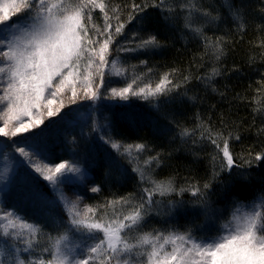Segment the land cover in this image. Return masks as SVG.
Returning a JSON list of instances; mask_svg holds the SVG:
<instances>
[{
	"label": "trees",
	"instance_id": "16d2710c",
	"mask_svg": "<svg viewBox=\"0 0 264 264\" xmlns=\"http://www.w3.org/2000/svg\"><path fill=\"white\" fill-rule=\"evenodd\" d=\"M103 2L109 18L118 17V21L111 19L113 28L110 31H114L118 22L125 23L123 33L109 45L106 86L95 100L83 98L80 91V99L75 104L71 103L68 90L62 96L65 106L60 114L43 118L44 123L33 132L0 138V162L5 160L15 168L0 209L22 210L26 221L41 229L33 239L43 246L48 245L50 236H67L71 217L64 199H58V193H53L49 182L35 171L32 162L49 167L68 162L82 172L87 171L86 180L75 176L60 185L64 197L77 202L76 211L81 218L89 207L96 215L88 213L92 219L87 222H98V217L106 221L117 216L122 218L140 202L144 188L152 185L147 180L141 182L126 155L118 157L122 167L108 168L109 154L117 156V153L100 137L111 136L125 146L145 144V150L136 154L140 166L155 181L170 180L174 189L168 195L155 194L154 200L159 203L151 206L142 232L131 235H142L154 229L165 235L168 232L183 234L190 229L193 237H201L203 234L198 233V227L203 219L200 210L192 208L201 205L194 203L196 198L190 192L181 193V188L189 184L202 188L204 183L211 181L206 190L210 214L214 217L219 207L226 204L228 209L222 219L228 218L238 205H249L264 197V160L254 159L264 150V0H229L231 7L225 0H165L163 7H170L171 13L153 6L160 0ZM133 5L144 10L137 13ZM203 11L210 15L204 16ZM130 15L135 19L129 20ZM189 18L190 23L187 22ZM92 20L103 30L104 13L100 9ZM93 32L89 27L90 36ZM149 34L157 37L161 47L151 51H118L134 48L140 38H147ZM96 39L102 41L103 38L97 36ZM217 49L222 52L219 58ZM213 68L220 74L212 76ZM165 73L173 84L180 85L168 96L152 100L109 98L113 87H126L137 77L140 87L145 84L154 87ZM95 82L99 83V78ZM24 119L27 121V117ZM184 130L188 135L181 134ZM209 134L218 139L221 147L220 138H229L235 163L242 167H234L231 174L221 171L220 161H213L218 149L208 138ZM18 147H24L28 155L22 156ZM157 155L158 165L155 162L144 164ZM219 156L222 159V153ZM248 160L253 161L251 165L246 163ZM214 171L220 172L215 179ZM92 184L100 191L91 192ZM27 197L44 198L40 203L46 206V212L54 221L28 215V208L33 211L28 203L14 204L15 200L21 202ZM129 197L132 198L130 204L115 203ZM109 202L113 203L109 205ZM173 203L179 205L181 211L176 208L178 211H173L172 218H167L163 209L173 208ZM76 230L83 233L82 246L93 242L87 240L86 230ZM97 235L101 238L102 233ZM39 256L40 250L36 249L35 255L27 251L21 259L36 260ZM41 258L51 259V254L44 253Z\"/></svg>",
	"mask_w": 264,
	"mask_h": 264
},
{
	"label": "snow or ice",
	"instance_id": "6c2138e0",
	"mask_svg": "<svg viewBox=\"0 0 264 264\" xmlns=\"http://www.w3.org/2000/svg\"><path fill=\"white\" fill-rule=\"evenodd\" d=\"M164 3L165 0H160L159 4L153 6L171 13L172 9L170 7L165 9ZM225 3L231 7L229 0H225ZM181 7L183 8L184 5ZM95 8H99L104 13L103 30L93 23L92 11ZM133 9L137 13L144 10L139 5H133ZM195 10L201 11L199 8ZM115 11L116 9H113V12ZM202 14L210 15L206 11ZM233 15L239 19L236 12ZM13 16L15 19L12 18ZM111 19L118 21V17ZM111 19L103 0L99 2L98 0H19V3L16 0H0V119L4 123V127H0V135L16 136L18 133L39 127L44 123L42 117L45 110L49 118L60 114L65 106L62 96L68 90L71 91L70 99L73 104L80 98V91L84 94L83 98L88 100H95L101 95V89L106 86L105 77L108 75L105 68L109 63V45L125 29V23L118 22L114 31H110L113 28ZM132 19L135 17L130 15L129 20ZM187 22H191L190 18ZM89 27L94 29L91 36ZM196 31L199 32V29ZM97 36L102 37V41L97 40ZM159 47L161 44L157 37L149 34L147 38H140L134 48H121L118 51H151ZM217 53L219 58L222 52L217 49ZM85 60L86 64H84ZM219 74L213 68L211 75ZM97 78L99 83L95 82ZM138 79L139 77L134 78L126 87L111 88L109 98L159 99L168 96L180 86L173 84L168 73H165L154 87L151 84L140 87L137 84ZM187 79L186 77L185 83ZM54 105L58 106L53 107ZM13 122H15L14 130L6 131ZM181 134L188 135V131L184 130ZM208 138L218 149L213 161L214 163L216 160L220 161L221 171L226 170L231 174L234 167H242L235 163L233 153L230 151L229 138H220L222 147L218 139L212 138L210 134ZM100 139L105 144H110L117 153V156L109 154L106 161L109 169L114 166L122 167L118 157L126 155L141 182L147 180L152 187L144 188L140 202L131 207L122 218L117 216L106 221L103 217H98V222H87L92 219L88 213L95 216V210L87 208L84 218H81V214L76 211L77 202L67 200L60 191V185L71 177L80 176L86 180L87 171L82 172L79 167L72 166L68 162L57 163L54 167L32 162L35 171L49 182L53 193H58V199H64L71 224L77 229L86 230L87 240L93 243L87 245V258H77V255L69 253L63 246L65 236L59 238L50 236L48 245L43 246L33 239L36 233L41 232L39 226L22 223L23 218L18 217L14 211L0 209V221L7 222V226L3 228L4 235L8 237L27 235L28 239L24 243L29 255H35L36 249L40 250V256L36 260L21 259L5 241L8 250L6 255L0 253V256L4 257L0 259V264H9V257L11 264H264V197L257 198L249 205H238L232 212L231 219L220 225L222 232L219 235L193 237L190 229L183 234L168 232L165 235L154 229L149 233L132 236V233L142 232L145 217L151 206L159 203L154 200L155 194L158 192L163 196L174 191L172 182L155 181L140 166L136 154L145 150V144L125 146L114 141L111 136L103 135ZM17 150L22 156L28 155L24 147H18ZM158 155L150 157L149 160L144 161V164L151 165L155 162L158 165ZM40 159L44 158L40 157ZM254 159L264 160V150L256 154ZM252 162V160L246 161L249 165ZM219 175L220 172L214 171L213 179ZM241 176L243 177L244 174L241 173ZM210 186L211 181L204 183L202 188L198 184H189L181 188L180 192H190L196 198L194 203L207 210L210 206L206 190ZM89 190L98 192L100 188L92 184ZM33 195L40 194L33 193ZM131 199V197L122 198L115 203L127 205L131 203ZM112 203L109 202V205ZM17 227L20 231H16ZM97 233H102L103 237L100 238ZM44 253H50L51 259L41 258Z\"/></svg>",
	"mask_w": 264,
	"mask_h": 264
},
{
	"label": "rangeland",
	"instance_id": "374dc122",
	"mask_svg": "<svg viewBox=\"0 0 264 264\" xmlns=\"http://www.w3.org/2000/svg\"><path fill=\"white\" fill-rule=\"evenodd\" d=\"M16 2L19 3V0H16ZM98 10H99V8L93 9L92 18H94L96 16ZM79 99H77V100H79ZM53 107H56V105H54ZM42 118H47L46 110L44 111V115H43ZM2 123H3V120L0 119V127H4V125ZM25 123H27V121H25ZM14 124H15V122L10 124L9 128L6 129V131L14 130V127H13ZM37 128L30 129L28 132L18 133L16 136L24 135V134H27L29 132H33ZM1 137H14V136H11V135L2 136V135H0V138ZM14 172H15V168L13 167V165L11 163L6 162L5 160H2L0 162V206L2 204V200L4 198V195L6 194L5 193L6 190L11 185L10 180H11V177L13 176ZM169 193L170 192H168L166 195H168ZM157 194L159 195L158 192H157ZM42 200H45V199L44 198L41 199L40 197H37V199L35 198L34 200H32V199H29L27 197V198L23 199L21 202L15 200L14 204L16 206H18V204H23L24 205V204L28 203L29 207H33V211H31L28 208V215H30V216H32L34 218H40V219H43V220L45 218L46 219L45 221H47V219L49 220L50 215H49L48 212H46V209H45L46 206L44 207L42 205V203H40V201H42ZM55 201H58V200L55 199ZM45 205H46V203H45ZM172 206H173V208L169 207L168 209H163V214L165 215V217L172 218L173 211H176L177 209H179V211H181V208H178L179 205L173 203ZM47 207H52V206L47 205ZM198 207H199V209H198ZM198 207L196 206V207H192V208H196V210H198V211L200 210V213H201V216H202V219H203L202 222L200 223V226L198 227V233L199 234H203L201 237L215 236V235L221 234L222 230L220 228V225L223 222L231 219L232 212L230 213L228 218L222 219L223 216L226 214L225 212L228 209V206H226V204L225 205H221V207H219V211L216 212L214 217L210 214L211 213L210 208L206 210L203 206H198ZM17 210L12 209V210H6V211H9V212L14 211L17 214L18 217L23 218L22 221H21L22 223L34 224V223L30 222V221H26V217H25L24 214H22V213H24L22 210H20V209L18 211ZM25 211H27V210H25ZM42 212H43V215L40 214ZM192 219H193L192 217H189V220H192ZM218 219H221V220L215 221V220H218ZM50 221H54V220L52 218H50ZM6 226H7V222L6 221H0V253L7 254V250L8 249L6 248L5 243H4L5 241H7V244L11 246V249L14 250L16 252V254L20 256V258H23L22 257L23 254H25L27 252V246L24 243V241L26 239H28V236L27 235H24V236H21V237H16V236L8 237V236H5L4 232H3V228L6 227ZM9 231H12V229H9ZM16 231H20L19 227H17ZM68 233L69 234L67 236H65L66 240H64V242H63V246L66 248V250L69 253L73 254V255H77V258H81V257L87 258V245L82 246V243H83L82 239L83 238H81V237H82L83 233H81L80 231H77L76 227L74 225H72L71 223L68 225ZM102 237H103V234H102L101 238ZM90 243H93V242H90ZM169 250H170V246H169ZM21 252H23L22 255H21ZM46 255L49 256L50 253H46ZM9 259L11 260V257H9Z\"/></svg>",
	"mask_w": 264,
	"mask_h": 264
}]
</instances>
